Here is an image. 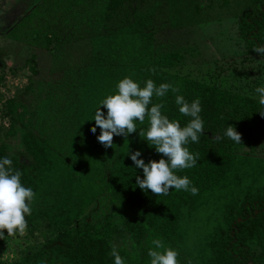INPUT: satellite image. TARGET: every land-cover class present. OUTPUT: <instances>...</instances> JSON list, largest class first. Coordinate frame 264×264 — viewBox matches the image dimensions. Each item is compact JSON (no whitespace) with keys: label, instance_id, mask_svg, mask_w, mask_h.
<instances>
[{"label":"trees","instance_id":"trees-1","mask_svg":"<svg viewBox=\"0 0 264 264\" xmlns=\"http://www.w3.org/2000/svg\"><path fill=\"white\" fill-rule=\"evenodd\" d=\"M143 1L147 2L42 0L10 28L18 37L21 33L44 37L48 46L50 34L42 30L57 24L55 35H66L67 47L83 40L84 57L91 60L82 68L68 69L65 82L51 86L56 88L54 93L37 82L30 121L23 124L21 104L15 103L14 118L18 122L0 146V158H10L13 168L22 172L23 186L35 192L31 228L47 221L45 225L55 233L32 256L39 264H111L107 254L114 234L130 233L140 238L151 231L179 252V264L264 263V157L248 152L264 134V117L259 113L264 109L251 95L174 72L179 53L155 48V16L161 2L142 5ZM168 3L180 7L177 0ZM226 4L237 10L234 15L251 50L264 45V0H227ZM177 24L175 21L174 26ZM151 68L155 73L149 71ZM126 76L141 86L147 79L157 86L172 83L188 102L200 99L204 135L198 144L190 142L187 146L200 157L194 168L177 173L189 177L198 188L197 195L170 189L168 195L157 196L136 184V176L143 178V170L134 165L129 153L139 150L145 163L162 157L139 136V128L127 139L114 135V145L109 148L97 140L99 127L95 134L91 132L100 101L114 94L116 84ZM153 102L159 101L154 97ZM164 105L162 111L170 119L179 120L182 127L190 120L179 113L171 91ZM100 107L106 115L107 109ZM229 125L241 133L240 144L226 136L219 141L212 139ZM138 127L147 128V121ZM78 143L86 144L81 157L84 163L73 158ZM16 144L32 158V166L20 163L12 151ZM75 165L80 166L79 175ZM98 177L101 181L94 183V189L81 187V183L91 184ZM233 187L236 197L224 207L220 227L199 241L196 256H189L182 221L214 205L224 190ZM102 194L121 211L114 223L109 217L94 219L91 211L86 213L88 202ZM216 195L217 200L212 201ZM80 199L86 200L82 208ZM59 254L65 258L60 260Z\"/></svg>","mask_w":264,"mask_h":264},{"label":"rangeland","instance_id":"rangeland-1","mask_svg":"<svg viewBox=\"0 0 264 264\" xmlns=\"http://www.w3.org/2000/svg\"><path fill=\"white\" fill-rule=\"evenodd\" d=\"M41 1L0 0V146L8 133L13 131V125L18 122L14 118L15 103L21 104L23 124H27L31 119V110L34 109V89L38 90L37 85H44L45 91L50 88L54 93L56 88L51 86L61 84L68 69L82 68L91 61L84 57L87 54L83 40L72 42L67 47L64 44L66 35L62 38L55 35L57 24L52 23L51 27L48 25L42 30L50 34L48 46L44 37H31L25 33L18 37L11 33L10 28ZM177 1L180 2V7L174 3L169 4L168 0H147L141 3L151 5L161 2L155 16V48L179 53L180 56L175 58L178 61L173 68L174 72L258 99L255 89L264 86V57L253 52L242 37L239 18L234 15L237 13L234 5L229 7L227 0ZM175 21L179 23L177 26H174ZM33 68H36V72ZM45 91L42 92L43 96ZM77 146L73 158L76 162L84 163L81 157L86 152V144L81 146L78 143ZM12 151L17 153L20 163L28 167L33 165L32 158L17 144ZM248 152L253 156L264 157V134L252 144ZM80 172L78 165L77 175ZM98 181L101 178L98 177L91 184L83 182L81 187L92 190L95 188L94 183ZM236 193L234 187L224 190L221 199L214 205L205 206L189 220L182 221L185 243L191 251L189 256H196L199 241L217 226L220 227L224 219V207L236 197ZM217 198L218 195L212 201ZM83 199L78 201L81 208L86 201ZM85 210L86 213L91 211L94 219L106 216L113 223L121 213L106 194L88 202ZM31 218L32 213L26 216L28 227L24 235L17 233L8 236L7 230H4L5 238L0 239V264H39L32 253L45 243L48 236H54L55 233L52 229L49 231V226L45 225L47 221L40 222L37 228L32 229ZM155 238H161V235L151 231L140 238L133 237L130 233L114 234L107 259L114 264L111 250L115 247L125 264H150L148 251L153 247L151 242ZM58 257L60 260L65 258L60 254ZM178 261L182 262L179 256ZM250 264L264 263L253 261Z\"/></svg>","mask_w":264,"mask_h":264},{"label":"clouds","instance_id":"clouds-1","mask_svg":"<svg viewBox=\"0 0 264 264\" xmlns=\"http://www.w3.org/2000/svg\"><path fill=\"white\" fill-rule=\"evenodd\" d=\"M253 51L264 57V45L254 46ZM149 71L155 73V68ZM115 87L114 94L102 99L94 114L95 125L92 126L91 132L95 134L99 127L98 142L105 148L113 147L114 135L127 139L129 134L135 133L139 128V136L145 139L149 146H153L157 153L162 154V157L145 163L144 159L140 158L139 150L129 153L134 165L143 170V178L136 176V184L142 190H151L157 196L168 195L170 189L197 195L198 188L192 184L189 177L177 173L194 168L200 157L198 152L192 153L187 147L190 142L198 144L204 135L200 99L188 102L179 94L178 86L172 83H161L157 86L152 79H147L141 86L140 82L126 76ZM169 91L175 94L179 113L190 117L183 127L179 120L170 119L162 111L165 106L164 98ZM255 92L258 94L259 104L264 109V86L257 87ZM154 97L159 102H153ZM101 105L107 109L106 115ZM259 113L264 117V110ZM145 121L147 128L138 127V124L143 125ZM225 136L237 144L241 143V133L233 125H229L222 135L214 134L212 139L219 141ZM12 163L7 156L0 158V239L5 238V229L8 236L25 234L28 227L26 216L31 215V205L35 198L33 189L21 183L22 172L14 169ZM151 243L153 247L148 251L150 264H179L177 250L166 246L161 238H155ZM111 256L114 257V264H125L115 247L111 250Z\"/></svg>","mask_w":264,"mask_h":264}]
</instances>
